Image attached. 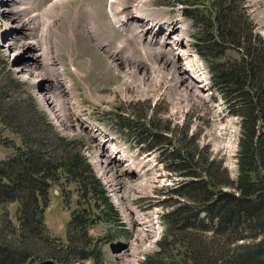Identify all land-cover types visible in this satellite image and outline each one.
I'll return each mask as SVG.
<instances>
[{
	"label": "rangeland",
	"instance_id": "rangeland-1",
	"mask_svg": "<svg viewBox=\"0 0 264 264\" xmlns=\"http://www.w3.org/2000/svg\"><path fill=\"white\" fill-rule=\"evenodd\" d=\"M47 1L0 0V113L22 112L21 115L27 116L31 122L35 121L36 125L44 121V115L59 135L74 140L77 143L75 149L87 159L118 213L116 223L105 219L100 214V208H94L86 245L79 241L80 232L74 233L73 237L75 246L83 248V253H92L81 260L78 257L81 251H78L72 264H140L158 248L167 228L163 214L178 205L175 193L170 194L164 187L175 183L173 176L178 179L182 177L183 180L184 177L176 169L162 167L163 160L167 164L173 160L167 151L162 156L157 143L150 148L137 146L133 140L126 139L123 133L127 134V128L118 121L126 123L132 118L139 124H149L148 120L152 119L161 128L160 132L171 135V142L167 144H177L176 139L181 134H186L185 139H193V144H188L190 147L195 145L200 149L208 144L209 154H215L217 159L218 156L222 157L228 177L234 179L237 175L235 154L240 118L226 112L218 91L210 87L207 71L202 82L190 80L191 76L199 79L194 68L191 75L188 74L190 77L182 72V66L190 62L186 56L194 54L195 57L196 53L192 47L194 28L181 14L183 4L180 0H147L144 3L148 10H152L153 17H163V20L174 23L177 19L180 23L186 22L183 43L189 51L186 59L178 61L175 69L168 62L157 60V53L153 52L157 47L145 54L143 47L147 50L151 46L138 39L139 32L143 30L141 20L135 23L131 20V28L115 26L112 14L110 18L106 10V0H67L55 3L50 8L52 11L41 12ZM242 4L264 41V0H242ZM111 9L114 10L112 4ZM156 20L162 21L161 18ZM48 22H55L58 63L52 67L45 62L31 76H24L18 66L23 65L27 54L18 52L13 57L8 44L11 39L24 38L39 44L47 39L49 45L45 32ZM24 23H29V26L22 27ZM177 27L182 31V26ZM131 32L134 33L132 37ZM159 33L164 37L169 31L165 27ZM51 35L55 34L51 32ZM121 41L126 42L123 50L119 44ZM51 42L52 39L50 45ZM115 50L118 56L112 60ZM169 53L167 51L163 57L173 61ZM158 57H162V54ZM146 58L148 63L144 64L142 61H146ZM199 58L205 71V62L198 55L199 62ZM70 63L74 66L73 70L77 69L78 72L71 69ZM61 65L62 73L59 69ZM93 125L104 126L113 133L115 130L118 134L116 139L125 146L126 151L121 152L123 162L127 164L129 159L138 167V171L130 170L122 175L119 171L127 168L122 161L113 162V165L104 162L102 156L106 152L98 151L91 129ZM20 144V135L0 122V160L14 151L13 146ZM113 149L118 150V147ZM82 204L74 181L54 184L49 188L40 214L41 232L38 235L31 232L26 236L30 254L24 264H39L45 259H53L58 264L54 256L57 257L68 245L67 222L70 212ZM119 205L122 210L118 208ZM131 205L138 213L137 220L126 214ZM198 217L204 218V214L199 213ZM28 219H22L18 202H1L0 240L18 242L21 224H31V218ZM137 222L148 224L142 226L145 227L144 231L157 227V237L152 240L153 233L149 232L142 237L138 234ZM23 229L27 231L26 226ZM47 238L52 240L55 250L45 243ZM149 243L151 247H148Z\"/></svg>",
	"mask_w": 264,
	"mask_h": 264
},
{
	"label": "trees",
	"instance_id": "trees-1",
	"mask_svg": "<svg viewBox=\"0 0 264 264\" xmlns=\"http://www.w3.org/2000/svg\"><path fill=\"white\" fill-rule=\"evenodd\" d=\"M180 2L194 28L192 46L208 67L211 87L219 92L226 112L240 118L237 175L228 177L222 157L209 154L208 144L188 146L193 139H185L186 134L177 144H167L171 135L160 132L152 119L149 124L132 118L118 121L137 141L149 148L157 143L162 156L167 151L173 160L165 167L184 177L164 188L175 193L178 205L163 214L167 228L158 248L140 264H264V41L242 0ZM21 114L0 113L4 127L21 137V144L0 160V203L18 202L22 219L30 217L31 224H21L18 242L0 240V264H24L30 254L26 236L41 232L40 214L49 188L70 181L83 204L71 210L68 245L54 257L58 264H72L81 251L78 257L84 260L92 251L83 253L75 246L74 233L80 232L79 241L86 245L94 208L116 223L118 213L87 159L75 149L77 143L59 135L44 115L36 125ZM45 243L56 249L50 238Z\"/></svg>",
	"mask_w": 264,
	"mask_h": 264
},
{
	"label": "bare ground",
	"instance_id": "bare-ground-1",
	"mask_svg": "<svg viewBox=\"0 0 264 264\" xmlns=\"http://www.w3.org/2000/svg\"><path fill=\"white\" fill-rule=\"evenodd\" d=\"M67 0H62L60 3H64ZM109 1H113L117 6L115 7V11H111L112 14V19L113 22L115 23V25L121 29H125L127 27H132L133 24L131 23V20L135 21H139L141 20V22H143V24L140 25V27L143 29L138 37V39L141 40L142 43H146L148 46H151V48H147V50L145 49V47H143V51L145 52V54L148 51H151V49L153 47H157V50H154L153 52L157 53V60H163L168 62L170 65L173 66V68L175 69L176 64L178 63V61L182 60V59H186L185 55H187V52L189 51L187 48L184 47V43L183 40L185 38L186 35V24L181 22L179 20H176V22H167L164 23V21L161 20H156L154 18H150L148 13H147V8L145 7L144 3L147 0H109ZM131 2H133V4L131 5ZM63 5V4H62ZM131 5V6H129ZM55 6V5H54ZM0 8L1 5H0ZM54 9V8H53ZM52 11V10H48ZM152 11V10H151ZM38 15V14H37ZM132 15V17H131ZM131 17V19H130ZM147 20V21H146ZM151 21H156V26L154 28H149L148 25L150 24ZM55 24V22H48L47 24H45L46 26V33L49 37V45L47 42V39H45L41 44L37 43V42H33V41H26V39L24 38H20V39H11V42L8 44L9 50L12 52L13 57L15 55L18 54V52H23L24 54H27V56H25V62L23 63V65L18 66V68H20V73L23 74L24 76H31V74L34 72V70L36 68H38L39 66H42L46 63L50 64L52 67H54V63H58V50L59 47L57 46V38H56V32H55V27H53ZM136 25V24H134ZM177 25L182 26V31L179 30V28L177 27ZM29 23H24L22 25V27H28ZM166 26L167 30L169 31V33L162 37V34L159 33L164 27ZM136 29V26H134ZM53 30V31H52ZM53 32V35H51V32ZM73 32V29L71 30ZM138 31V30H137ZM131 36L134 35V33H130ZM52 36V37H51ZM51 39L53 40V43L50 45V41ZM140 42V43H141ZM120 48L123 50L124 46L126 45L125 41H121L120 43ZM57 47V48H56ZM169 49V50H168ZM120 51V49H118ZM121 50V51H122ZM120 51V52H121ZM170 52L169 54L171 55L172 60H169V58H164L163 55L166 52ZM119 52V53H120ZM54 53H57L54 57V55H52ZM118 51L115 50L114 53H112V60L116 59ZM162 57H158V55H161ZM150 55V54H149ZM116 56V57H114ZM131 58H133V60L135 61L134 56L130 53ZM17 57V56H16ZM114 57V59H113ZM152 59V56H150ZM188 57L187 60L190 62L189 65H184L182 66V72L184 73V75H187L188 77H190L188 74L191 75V71L192 68H194V70L196 71V73L199 75V79H195L194 76L192 78V76L190 77V80L193 82H202L203 81V74H204V70H200L199 66V60L197 59V56H186ZM196 58V59H195ZM149 59V58H148ZM19 60V59H17ZM50 60V61H49ZM119 59L117 58V61ZM146 61H142L144 64L148 63L147 62V58L145 59ZM59 65V64H58ZM61 67H63V65H61L59 67L61 73ZM197 67V68H196ZM48 68H51L50 66ZM196 68V69H195ZM53 71V70H51ZM75 72H78L77 69L75 70ZM185 79L186 78L185 76ZM117 148V147H114ZM120 148L118 147V150ZM118 150L113 149L112 155L105 157L104 158V162L106 164H108V162H117V161H121V158H123V154L118 153ZM102 151V150H101ZM127 168L124 167L123 169H121L119 172L124 173V175H126L127 170L129 169H134V170H138L137 167L133 166L130 163L126 164ZM119 174V173H118ZM120 175V174H119ZM134 214V213H133ZM138 224H141L140 222H138ZM143 226V225H142ZM142 226H138L139 230H138V234H140L142 237L147 236V232H149V234L153 233L151 235V239L153 240L154 238L157 237L158 235V228L157 227H152L149 230L144 231L145 227ZM152 240H150V243H153ZM148 244V247H151V244ZM131 246V245H130ZM149 249V248H147ZM135 262V261H134Z\"/></svg>",
	"mask_w": 264,
	"mask_h": 264
},
{
	"label": "water",
	"instance_id": "water-1",
	"mask_svg": "<svg viewBox=\"0 0 264 264\" xmlns=\"http://www.w3.org/2000/svg\"><path fill=\"white\" fill-rule=\"evenodd\" d=\"M54 192L57 193V190L54 189ZM119 250V248H118ZM39 264H55L53 259H45L43 261H40Z\"/></svg>",
	"mask_w": 264,
	"mask_h": 264
}]
</instances>
